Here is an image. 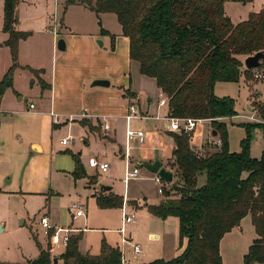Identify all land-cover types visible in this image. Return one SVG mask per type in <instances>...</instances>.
Instances as JSON below:
<instances>
[{
  "label": "trees",
  "instance_id": "trees-1",
  "mask_svg": "<svg viewBox=\"0 0 264 264\" xmlns=\"http://www.w3.org/2000/svg\"><path fill=\"white\" fill-rule=\"evenodd\" d=\"M19 1L3 0L2 30L8 33L3 45L9 47L11 65L0 82V99L6 82L11 83L13 72L20 67L19 41L30 35L16 29ZM77 3L97 15L110 12L116 16L122 35L129 39V59L138 64L141 74L154 78L157 88L166 95L167 116L208 119L216 135L221 136L220 146L199 154L190 143L189 133H170L174 142L168 161L174 179L171 190L178 194L170 195L162 188L165 198L146 207L160 219L177 217L179 239L184 238L186 246L174 258L141 264H222L219 242L246 215H250L257 238L249 245L243 262L264 264V148L259 157L251 156L246 137L241 140V152L229 151L223 119L236 114L235 101L230 96H216L213 91L216 82L235 83L242 72L249 71L242 70V57L264 53V6L233 23L224 13L223 0H65L62 17L69 5ZM99 33L110 35L113 49L114 34L101 26ZM263 62L261 59L258 66ZM26 68L34 75L43 71ZM39 82L46 87L41 79ZM124 94L134 96L128 89ZM262 120L244 125L261 126L264 137V115ZM87 121L79 122L97 132ZM64 152L72 157L74 179L86 177L96 183L97 176L87 175L78 154ZM202 172L206 181L197 186ZM98 191L93 194L98 207H122L123 196L102 187ZM81 238L82 232L69 237L64 251L56 257L62 264H122L119 248L104 239L98 255L81 253ZM49 248L40 247L37 258L27 264H53Z\"/></svg>",
  "mask_w": 264,
  "mask_h": 264
},
{
  "label": "crops",
  "instance_id": "crops-1",
  "mask_svg": "<svg viewBox=\"0 0 264 264\" xmlns=\"http://www.w3.org/2000/svg\"><path fill=\"white\" fill-rule=\"evenodd\" d=\"M37 1L41 2V0ZM56 2L57 1H55V3ZM74 5L75 4L69 5L68 7ZM32 7L33 3L28 2V4H25V0H20L17 4L16 14L18 21L16 29L29 31L30 35L26 39L19 41L18 62L20 67L16 68L13 72L11 83L9 85L7 83V87L3 91L0 99V202L1 200H8L10 193L14 192L10 190V188H16V190H19V193L38 195L44 202V212H46L44 214L49 217L52 224L69 226L75 229L73 234L82 232V238L78 244V249L81 253L98 255L100 253L101 241L104 239L109 245L119 248L122 256H126L127 264L128 261L129 263L139 264L138 262L141 260L135 259V257H139L141 249L140 252L136 254L133 252V249L131 253V249L129 251V249L125 247V245L128 244L129 246V244H131L132 237L129 236L130 243H121L122 234L120 228L122 226V207L100 208L96 204L93 194L97 192L101 186L98 184V175L96 183L92 186L88 184V179L86 177L80 178L85 180V187L88 188V190L91 189L89 192V196H91L90 200L87 197L85 203L79 200H73L84 203L85 206L89 204L92 212L88 209L85 215L73 218L70 213H67V209L64 214L57 209L56 202L61 195L60 181L65 180L70 190L71 186L73 188L76 187V182L79 179H74L71 175L73 160L70 161L69 165H63L62 161L64 160H61V157L65 154H58L56 152V143L53 141V127L65 125L71 116L73 118L72 121L75 120V118H80L73 117L79 114L71 113L78 110L76 106L82 101L80 100L82 93H89L90 95L95 93L105 96L116 94L130 103L131 97L124 94V91L128 89L130 92L134 93L133 98L140 108L138 89L131 86L125 77L126 68L129 67L130 64L136 63L129 59V39L122 35L119 24V29H115L112 32L106 29L109 34H114L115 36V50L112 52L113 56L111 57L114 58V61L112 64H109L110 68H100L97 67V61L95 59V55L98 54L95 41L101 40V47L106 48L107 44L111 46L110 35L100 34V29L92 33L73 29L64 22V15L59 25L51 30L49 27L47 28L38 23L42 22L45 17L41 8L40 13H37V8ZM2 13L0 14V82L11 65L9 47L3 45V42L8 37V33L2 30ZM27 22L30 25L26 26ZM58 38H63L65 40L66 49L63 51L56 48ZM72 54L74 56L76 55L74 60L71 58ZM244 58L245 57H242L243 60ZM26 66L43 70L38 75L46 87H41L38 79L26 68ZM244 69L245 67H242V70ZM262 69L264 68L262 67ZM249 72H247L249 76L245 75L246 71L245 73L242 72L238 82H235V84H238V88L241 89V104L244 109H242V112H239L236 106L239 100L229 95L235 101L236 114L224 118V121L231 122L233 119L254 121L251 120L249 116H256V103L264 97V94H262V92H264V79L260 78L253 80L250 77L253 70L251 69ZM95 79H109V85L105 87L91 86V83L87 85L88 82H92ZM218 83L221 82L215 83L213 91ZM228 83L233 82H225V87L230 85ZM113 85H116V90L112 88L115 87ZM24 91L30 95H36V98H38L37 103L34 104V102L26 101L22 94ZM157 92L158 97L155 104L152 98H149L144 105V110L142 111L140 108L143 114H147V118L131 120L129 125L132 121L133 123L144 121L143 123L146 125L147 123L149 124V126L145 125L148 130H146L145 127L144 130H146L147 133L145 140L140 143L142 149L138 156V158H140L139 160H141V162H150L159 159L162 162V166L170 170L168 161L174 148V142L170 133L174 131L169 129V121L166 119L167 105H159L158 103L160 95H166L159 88H157ZM214 94L216 95L215 91ZM237 96L239 98L240 95ZM30 104H33V107H29ZM85 104L87 105V103ZM104 105L109 106L107 102H104ZM110 106L115 107L113 105ZM126 110L127 109L123 107V113L119 115L123 119ZM68 112H70V115L67 116ZM149 112H152V114H149ZM116 116L115 114H102L101 116L89 117L87 114H81L82 119L91 121L92 124L96 121V124L99 123L100 126H102L101 129L103 131L101 130L100 136L97 132L89 130L90 133L94 134V136L98 137L101 141H115V134L108 132V130L113 127H111L110 121ZM104 123L109 125L107 130L103 128ZM168 140L170 143H167ZM58 142L61 144L60 140ZM192 143L199 154H204L211 150L213 146H216L213 140L204 142L199 123L196 125ZM120 154L123 155V150L121 148ZM95 158L98 159L97 157ZM40 160L44 162L43 169L46 171L45 174H42L38 169L42 165ZM80 160L87 175H93L86 170V166H88L87 162L82 161L81 158ZM7 175H9V177H7L5 183L8 184H5L4 180ZM9 184L13 186L9 187ZM110 190L116 193L112 186ZM71 192H69V195ZM121 196H123L124 202V195ZM162 196L163 200L165 196ZM2 204L0 203V205ZM145 204L158 203L145 202ZM67 208H69V206ZM150 215L153 216L151 213ZM153 218L160 219L155 216H153ZM78 219H82V227H76L74 225V221ZM129 224L134 225L136 221L134 223H127L125 226ZM125 226L124 235H127V228ZM1 227L5 229V224L0 221V228ZM246 228L247 232L245 233L243 230ZM147 235L148 240L160 238V234L155 231H149ZM171 235L172 233H167L164 238L167 237L166 239H171ZM229 235H240L239 239L235 241L236 248H239V255H236V262L230 251H227L226 255H223L221 251L222 241ZM255 238H257V234L251 223L250 215H246L240 220L238 225L225 233L219 242L222 264H244L243 256L248 251L249 245ZM174 239L175 235L173 233V240ZM179 241L181 243L180 239ZM48 244L47 240L46 245ZM37 245L39 254V248L41 247L44 249L45 247H42L41 244ZM225 258H227V262ZM27 261L28 260H26L24 264H27ZM61 262V259H58V263L61 264Z\"/></svg>",
  "mask_w": 264,
  "mask_h": 264
},
{
  "label": "rangeland",
  "instance_id": "rangeland-1",
  "mask_svg": "<svg viewBox=\"0 0 264 264\" xmlns=\"http://www.w3.org/2000/svg\"><path fill=\"white\" fill-rule=\"evenodd\" d=\"M55 1L57 2L55 3ZM96 1L97 0H93V2ZM28 2L33 3L32 8H37V13H40V8L42 12H44V19L42 22H38L40 25H43L47 28L49 27L51 30L59 25L62 18V10L65 0H41V2H38L37 0H25V4H28ZM223 3L224 13L233 23H237L246 19L250 12H257L264 6V0H223ZM1 13L2 0H0V14ZM63 20L73 29L79 31H89L90 33L93 31H98L100 26L105 30L108 29L111 32L115 29H119V23L113 13L103 12L97 15L93 10L80 3L68 7L67 12L64 14ZM28 25L30 24L27 22L26 26ZM95 43L97 44L98 52V54L95 55L97 67L105 69L110 68L109 64H112L114 61V58H111L113 56L112 52H114L115 49H112L110 44H107V47L103 48L98 45L97 41H95ZM75 56L72 54L71 58L74 60ZM241 62L242 66L245 67L243 64V59ZM262 67L264 68V62L260 66H257V68L252 69L253 73L250 75L251 79H260L256 77L255 74L258 71L263 73L264 69H262ZM247 72L245 75L249 76ZM35 77L38 79V81L41 79L39 75H35ZM125 77L131 86L138 89L139 105L142 111L144 110V105L147 103L149 98H152L153 103L155 104L158 97V92L154 78L141 74L139 72L137 63H132L126 68ZM90 83L91 82H88L87 85H90ZM224 83L225 82H221L217 84V87L214 89L216 95L219 97L230 95L237 98L239 102L236 104V106L238 111L242 112L244 107L241 104L242 94L241 89L238 88V84L228 83L230 85L225 87L226 84ZM113 86L115 87L112 88L116 90V85ZM22 94L24 95V99L26 101L34 102V104L37 103L38 98H36V95H30L25 91L22 92ZM262 94H264V92H262ZM237 95H240L239 98ZM263 99L264 97L260 99V101L258 100L256 103L255 117L258 121H263ZM80 100L82 101L78 104V106H76V109L78 110L71 113L79 114L73 117L80 118H75V120L72 121L73 118L71 116L65 125L53 127V141L56 143V152L58 154H65L62 155L63 157H61V160H64L62 161V164L69 165L70 161H72L71 155L64 151H71L74 154H78L84 162H87L88 158L90 157H97L99 160L108 162L110 167L106 172H101L99 170H97L99 171L97 172L96 169L89 166H86V170L88 173L93 174L91 176L95 177V175H98V184L101 186L111 185L117 194L124 195L123 212L124 214L134 218L136 221V224L134 225L129 224L125 226L127 228V235H124L125 238L129 240V236L132 237L131 244H129V246L127 244L125 247H127L129 251L131 249L132 253V249L135 244L140 246L141 254L138 258L135 257V259L141 260L138 262L139 264L147 263L157 258L171 259L181 254L186 246V240L183 238L181 243L179 241V222L177 217L170 216L165 220L153 218V216H151L148 212L145 204V202H161L163 197L162 195H164L162 193V188L166 189L170 195H177L178 193H175L171 190L172 181L170 184L166 182H160L157 174L148 171L146 168L141 167L138 164L141 162L138 156L142 146H140V143L137 142L136 138L130 139L127 136L128 128L133 130H142L146 134V130H148L146 126H149V124L147 123L146 125L143 123L144 121H137L136 123H133L132 121L131 124L128 125L126 120L121 118L119 115L123 113V107L127 109L129 103L122 99L121 96H117L116 94L105 96L95 93L92 95L89 93H82ZM131 101L135 102L136 100L131 97ZM104 102H107L109 106L104 105ZM85 103H87V105ZM110 105L115 107H111ZM81 114H87L89 117L101 116L102 114L117 115L110 121L111 127H113L108 130V132L115 134V141H101L98 137H95L94 134L89 132L87 127H83L80 124L79 121L82 119ZM149 114H152V112H149ZM68 115H70V112H68L67 116ZM87 122L91 126H95L94 129L98 130L97 134L100 136L102 126H100L99 123L96 124V121H94V124H92L91 121ZM256 122L257 121H250L247 119H233L231 122L225 121L226 141L229 151L241 152L243 150L241 140L248 137L250 140V155L254 157L260 156L264 148L262 127L256 125L247 128L244 125L246 123L253 124ZM198 123L199 127H201V133L204 142H210L213 140L214 144H216L217 140L221 139L220 134L216 136L211 135L213 128L210 120L202 119ZM145 127L146 130H144ZM65 137L69 139V143L66 145L59 144L58 141ZM167 143H170V141L168 140ZM190 143L191 145L193 144L192 137H190ZM192 147L194 148L193 145ZM120 148L123 150V155L120 154ZM127 152L128 156H124ZM153 161H150V163ZM40 162H42V165L38 169L42 172V174H45L46 171L43 169L44 162L43 160H40ZM133 166H137L138 168V177L136 179L126 180V172L131 170ZM7 177H9V175L5 177L4 183L7 180ZM205 181V173L202 172L197 177V186L203 185ZM93 182V180L88 181V184L92 186L95 184ZM84 183V179H79L76 182V187L73 188L71 186L69 190L66 181H60L61 195L56 202V205L57 209L62 214L66 212V209L67 213L69 214L67 207L73 200H79L84 203L87 200L86 197L90 200L91 196H89V192L91 189L88 190ZM8 186L12 187L13 185L9 184ZM10 190L14 192L10 193L8 200H1L0 202L1 204L4 203L0 205V221L5 224V229L2 227L0 229V261L18 262L20 264H24L26 260H33L37 258V243L39 245L41 244L42 247H47L46 242L48 238L44 234L43 229L38 224L40 216L46 212H44V202L40 196L19 193V190H16V188H10ZM69 192H71V196L69 195ZM88 209L90 212H92L89 204L85 206V212ZM81 221L82 219L75 220L74 225L76 227H82ZM149 231L158 232L160 234V238L148 240L147 234ZM243 232L246 233L247 228L244 229ZM167 233H172L171 239H166L167 237L164 238ZM173 233L175 235L174 240ZM239 237L240 235H229L223 239L221 245L222 254L226 255L227 251H230L235 262L236 255H239V248H236L235 241L239 239ZM123 243L126 244L130 242L127 241ZM52 251L53 253L50 252L51 257H59L64 249L61 247H54ZM123 257L122 264H127L125 258L126 256ZM225 260L227 262V258H225ZM128 264L134 263H129L128 261Z\"/></svg>",
  "mask_w": 264,
  "mask_h": 264
},
{
  "label": "built area",
  "instance_id": "built-area-1",
  "mask_svg": "<svg viewBox=\"0 0 264 264\" xmlns=\"http://www.w3.org/2000/svg\"><path fill=\"white\" fill-rule=\"evenodd\" d=\"M257 71V70H256ZM256 77L264 79V72L260 73V71L256 72L255 74ZM159 105L166 104L167 103V98L166 96L160 95L159 98ZM263 104H264V99H263ZM29 107H33V104H30ZM147 116L143 114L139 108V106L136 104V102L131 101L128 104L126 113L124 115V119L126 120L127 124L129 125L131 120L134 119H145ZM251 120L258 121L256 117L249 116ZM166 119L169 121V129L174 132H185L189 133L193 139L195 135V128L198 122L202 119H195L192 117H169L167 116ZM103 128L107 130L109 128V125L104 123ZM127 136L128 138H136L138 143H142L145 140L146 134L142 130H133L128 128L127 130ZM61 144H67L69 143L68 138H62L60 140ZM220 144V140L218 139L216 142V145ZM124 156H128V152L125 153ZM87 164L89 167L94 168L96 170H99L101 172H106L108 171L110 165L108 162L105 161H100L94 157H90L87 160ZM138 177V168L137 166H133L131 170H128L126 172V177L125 179H136ZM159 177V176H158ZM159 181L163 182L161 178L159 177ZM124 203L122 205V226L120 228V232L122 234L121 237V243L127 242V240L124 236V226L127 223H134L135 219L132 218L129 215L124 214L123 208ZM69 213L72 215V217L80 216V215H85V205L84 203L78 202V201H73L69 205ZM38 224L40 227L43 229L44 234L47 236V240L49 243V251L53 253V248L54 247H61L62 249H65L68 243L69 237L73 234V231L75 229L69 227V226H58V225H53L50 222L49 217L46 214H42L39 218ZM133 252L138 254L140 252V248L138 245L133 246ZM122 261H123V256H122Z\"/></svg>",
  "mask_w": 264,
  "mask_h": 264
},
{
  "label": "water",
  "instance_id": "water-1",
  "mask_svg": "<svg viewBox=\"0 0 264 264\" xmlns=\"http://www.w3.org/2000/svg\"><path fill=\"white\" fill-rule=\"evenodd\" d=\"M97 43L99 46H102L101 40H97ZM56 48L60 51H63L66 49L65 40L63 38L57 39ZM261 59H264V53L261 51H258L252 55L246 56L243 60V64L246 69L251 70V69L257 68ZM108 85H109V81L107 79H95L91 82V86H104L105 87ZM211 134L215 136L216 132L213 130ZM138 164L141 167L146 168L148 171L152 173H156L161 178L162 181L166 183H170L172 181V178H173L172 172L166 169L165 167H163L162 162L159 159L154 160L152 163L142 161V162H139ZM102 188L104 190H110L111 186L104 185L102 186ZM52 262L53 264H57L58 259L56 257H53Z\"/></svg>",
  "mask_w": 264,
  "mask_h": 264
}]
</instances>
